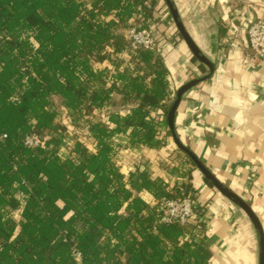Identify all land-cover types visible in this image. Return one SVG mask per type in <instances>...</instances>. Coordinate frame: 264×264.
<instances>
[{
	"label": "trees",
	"instance_id": "trees-1",
	"mask_svg": "<svg viewBox=\"0 0 264 264\" xmlns=\"http://www.w3.org/2000/svg\"><path fill=\"white\" fill-rule=\"evenodd\" d=\"M144 1L0 0V264H78L75 249L81 264H208L201 225L160 222L157 202L188 194L191 169L173 168L186 181L169 190L147 165L126 176L117 164L119 137L130 150L161 145L156 115L172 107L168 66L155 49L132 54L126 35L153 15ZM125 53L134 70L120 64ZM115 96L125 113L88 119ZM56 97L88 128L65 157ZM31 133L45 147L28 148Z\"/></svg>",
	"mask_w": 264,
	"mask_h": 264
},
{
	"label": "crops",
	"instance_id": "crops-1",
	"mask_svg": "<svg viewBox=\"0 0 264 264\" xmlns=\"http://www.w3.org/2000/svg\"><path fill=\"white\" fill-rule=\"evenodd\" d=\"M175 2L192 39L216 63L213 78L184 96L176 114V133L221 183L250 205L264 230V57H255L248 34L255 22L264 19V0ZM158 50L176 84H185L188 69L197 62L188 56L186 43L162 47L160 42ZM171 139L166 137L165 143L161 138L158 148L126 153L134 164L136 160L138 164L147 161L152 176L169 183V190L176 188V181L179 185L186 179L183 170L180 176L174 175L161 162L177 158L176 167L191 169L190 190L198 197L196 206L207 209L203 216L196 215L193 225L204 229L211 251L208 264H259V239L248 216L187 164L186 156L175 151ZM117 164L124 175L131 171L127 162ZM141 196L151 199L145 192ZM182 240L191 238L184 235ZM196 241H201L200 235Z\"/></svg>",
	"mask_w": 264,
	"mask_h": 264
},
{
	"label": "rangeland",
	"instance_id": "rangeland-1",
	"mask_svg": "<svg viewBox=\"0 0 264 264\" xmlns=\"http://www.w3.org/2000/svg\"><path fill=\"white\" fill-rule=\"evenodd\" d=\"M151 10L153 12V15L151 17H149L145 22H139L138 23V26H135V25L134 26L135 27H138V28L140 26L142 28L152 27V28L155 29V34H156V37H157V48L155 50L158 51V55H160L161 58L163 59V61L165 62V59H164L165 57L162 55L161 51L159 52V50H158V46H159L160 42H161L162 47H166V46L175 47L180 42H184V43H186V42H185L183 36L181 35V33H180V31H179V29H178V27L176 25V22H175L172 14H171L170 8H169V6H168V4H167V2L165 0H154V7ZM134 26H131L128 29L133 28ZM159 27H160V29H159ZM186 45H187V43H186ZM188 49H189V47H188ZM132 54L125 53V54H123V56L121 58H119V62L122 65L123 68H129L131 70H134L135 69L136 63H135V61L133 60V58L131 56ZM188 56L189 57L194 56L192 54V52H191L190 49H189V55ZM195 60H197V58H195ZM212 62H213V60H212ZM165 64H166V62H165ZM214 64L216 65V63H214ZM104 65H108V64L106 63ZM104 65H100L99 68H103ZM199 65H201V67H204L205 68V71H206L205 73H203L202 70H200ZM191 66L192 67H190L188 69V72H187V79L188 80H187L186 83H188V82H190V81H192L194 79L203 77V76H205L208 73L207 66H205L203 63H201L199 60H197V62L194 65H191ZM215 71H216V69H215ZM211 79H209V80H211ZM209 80H207V81H209ZM178 81H180V80H178ZM207 81H205V82H207ZM174 82L175 81L172 78V74H170L171 97H170V100H169L168 103L169 104H172V105H173V103L176 100V96H177L178 90L183 85L186 84L185 83V84L179 86L180 84L178 82H177V84H176V82L175 83ZM202 83H204V82H202ZM202 83H200V84H202ZM54 100H55V103L57 105L58 110L60 111V115H59V118H58L59 120L58 121H59V123H61V125H64V126L67 127L66 128V130H67L66 136H64L63 145H62L61 150H60L61 156L65 157V156L71 155L72 150L74 148L75 142L77 141V139H79V138L83 137V135H85V133L87 132L88 128H87V126H86L85 123H81V126L78 127V128L74 127L72 125V123H68L69 122L68 115L66 113V109H64L62 107V105H61V99L58 98V97H56ZM114 101H115V103H113L114 105L111 106V107H109V108H107V109H105V111L102 112V113H100L99 110L93 111L91 113V115L88 117V119H91V120L92 119L93 120H99V121L100 120H104L105 117L107 116V114H109L110 112L120 111L122 113H125L127 111V109H129V107H131L130 105H124L123 104L122 97L115 96ZM167 114H164L163 111H159L157 113V115H156V116H158L159 126L161 127V130L160 131H161L162 141H164L166 143V137H169L170 136V138H172L171 139V143H173V148L175 149V151L181 152L183 155L186 156V159H189V157L187 156V154H185L183 151H181L177 147V145L174 142L173 136H171L172 134H171V131L169 129L168 122H167ZM126 142H127V138H125V137H119V138L116 139V143H118L120 145L119 146V149H118L117 161L118 162L119 161L120 162H127L126 165L128 167L130 166V169L131 170L134 169L137 166L147 165L146 164L147 161L141 162L140 164H138V161L139 160H136V163L135 164L132 162L131 159L133 157H131L130 155H128L126 153V151L130 150L127 147H125L127 145ZM91 147L92 146L90 145V149H91ZM141 150L142 149H138L136 151L135 150H132V151L133 152L134 151L135 152H141ZM171 160H172L171 163L170 162L169 163L168 162H165V163L164 162H161L162 167L163 168H169L170 169V172L173 171V168H176V166H175L176 164L174 162L175 161H178L177 158H173ZM192 166L194 167V169H197V167L195 166L194 163L192 164ZM197 170H199V169H197ZM174 187H180L178 185V181H176ZM190 193H191V195H194L192 190H190ZM195 197L198 198L197 195H196V192H195ZM198 210H199L198 212L200 213V212H204V210H207V209H206L205 206H203V207L201 206V208L198 207ZM15 219L17 221L21 219L20 213H15Z\"/></svg>",
	"mask_w": 264,
	"mask_h": 264
},
{
	"label": "built area",
	"instance_id": "built-area-1",
	"mask_svg": "<svg viewBox=\"0 0 264 264\" xmlns=\"http://www.w3.org/2000/svg\"><path fill=\"white\" fill-rule=\"evenodd\" d=\"M144 5L148 9H153L154 0H145ZM249 44L254 51L256 58L264 57V19L255 22L249 28ZM127 37L131 40V52L136 53L140 49L154 50L157 48V37L155 29L152 27L138 28L133 27L126 31ZM3 138H7L5 135ZM47 138L37 134L31 133L25 139V145L28 148L45 147ZM183 196L178 199H162L157 202L158 210L161 212L160 222L172 224L179 222L182 225L193 223L196 220V215L199 214L196 200L192 198L190 191L186 194L181 191ZM16 213H20L16 212ZM21 217V216H20ZM73 256L78 264H81L82 254L78 250H74Z\"/></svg>",
	"mask_w": 264,
	"mask_h": 264
},
{
	"label": "water",
	"instance_id": "water-1",
	"mask_svg": "<svg viewBox=\"0 0 264 264\" xmlns=\"http://www.w3.org/2000/svg\"><path fill=\"white\" fill-rule=\"evenodd\" d=\"M170 8L171 14L176 22V25L183 36L185 42L187 43L189 49L197 60L203 63L208 68V73L200 78L194 79L185 85H183L177 92L176 100L173 103L167 114V122L169 125V129L173 136L174 142L177 147L183 151L189 159L195 164L197 169L202 173V175L229 201H231L234 205H236L239 209L244 211V213L248 216L252 225L254 226L258 239H259V264H264V230L262 224L252 208L243 201L239 196L233 193L228 187H226L223 183H221L215 176L210 172V170L198 159V157L188 148L186 147L178 137L175 129V120L177 110L184 98V96L194 87L198 86L200 83L205 82L211 79L214 76L216 65L212 62L210 58H208L197 46L192 37L189 35L178 11L176 3L174 0H165Z\"/></svg>",
	"mask_w": 264,
	"mask_h": 264
}]
</instances>
